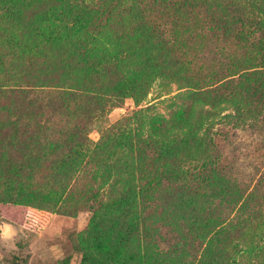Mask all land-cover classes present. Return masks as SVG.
<instances>
[{
    "label": "trees",
    "instance_id": "obj_1",
    "mask_svg": "<svg viewBox=\"0 0 264 264\" xmlns=\"http://www.w3.org/2000/svg\"><path fill=\"white\" fill-rule=\"evenodd\" d=\"M0 3L12 14L30 10L16 41L6 43L0 56V119L6 125V148L24 154L25 144L36 140L38 163L52 175H74L75 180L79 174L102 171L100 177L110 180L102 184L116 193L111 214L163 218L181 212L186 229L202 245L198 256L182 264H199L206 252L225 243L224 237L239 238L260 221L264 167L250 187L242 188L217 166L210 137L192 134L189 117L167 121L146 105L107 127L96 143L89 141L85 128L93 111L101 112L124 97L139 103L154 80L192 89L185 93L192 103L189 109L202 102L210 107L227 102L231 112L223 117L239 123L259 121L264 113V14L259 0ZM185 7L199 8L220 22L217 27L224 39L227 31L246 37L243 24L253 23L258 31L254 51L230 56L227 74L216 78L213 72L216 80L197 85L190 63L169 53L172 46H185L190 21L198 20L197 10L189 14ZM246 7L253 18L243 13ZM157 9L160 16L163 10L168 13L150 20L149 13ZM35 20L47 23L37 24L44 30L36 28ZM57 114L65 117L63 123L57 122ZM16 135L19 139L13 142ZM196 147L205 151L201 158L189 154ZM190 161L194 165L189 167ZM100 189L95 192L102 200L107 191ZM170 249L164 252L168 257L182 252L186 259L184 247Z\"/></svg>",
    "mask_w": 264,
    "mask_h": 264
},
{
    "label": "rangeland",
    "instance_id": "obj_2",
    "mask_svg": "<svg viewBox=\"0 0 264 264\" xmlns=\"http://www.w3.org/2000/svg\"><path fill=\"white\" fill-rule=\"evenodd\" d=\"M259 3L264 14V0ZM196 10L198 20L190 21L185 46H172L169 53L190 63L197 85H208L215 77L228 73L225 64L230 56L254 51L252 42L258 31L253 23H245L246 37L239 39L233 32L225 31L224 39L218 28L220 22L204 16L199 8L185 7L189 14ZM162 12L160 16L158 9L153 10L150 20L163 19L168 11ZM29 13L30 10H21L12 14L0 3V56L6 43L16 41ZM243 13L248 18L255 16L248 7ZM39 23H47L39 20L34 24L44 30ZM2 76L0 70V84ZM189 90L192 89L184 84L154 80L139 103L124 97L101 112L93 111L85 125L87 137L96 143L107 127L146 105L167 121L189 117L194 136L210 137L209 148L217 166L242 188L250 187L264 167V113L255 123H239L223 117L231 112L227 102L219 101L211 107L202 102L189 109L192 103L185 94ZM55 118L60 123L65 121L61 114ZM5 128L0 119V264H182L191 262V256H198L202 245L186 229L181 212L163 218L135 212L123 217L111 214L116 193L107 186V176L100 177L102 171L91 176L79 174L75 180L74 175L48 174L38 163V142L25 144L24 154L6 148ZM18 139L17 135L12 138L13 142ZM203 153L200 147L189 151L194 158H201ZM191 165L193 161L188 166ZM103 181L107 184L103 185ZM99 189L107 191L102 200L96 196L95 190ZM262 214L260 221L255 225V220L241 237H224L225 243L206 252L199 264H264V211ZM180 247L185 248L186 259L182 252L176 257L164 253Z\"/></svg>",
    "mask_w": 264,
    "mask_h": 264
}]
</instances>
